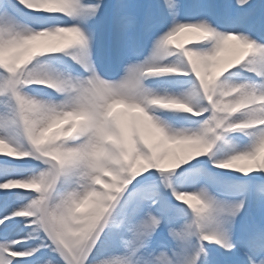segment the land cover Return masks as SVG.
<instances>
[{
  "label": "snow or ice",
  "instance_id": "6c2138e0",
  "mask_svg": "<svg viewBox=\"0 0 264 264\" xmlns=\"http://www.w3.org/2000/svg\"><path fill=\"white\" fill-rule=\"evenodd\" d=\"M0 264H264V0H0Z\"/></svg>",
  "mask_w": 264,
  "mask_h": 264
},
{
  "label": "bare ground",
  "instance_id": "6f19581e",
  "mask_svg": "<svg viewBox=\"0 0 264 264\" xmlns=\"http://www.w3.org/2000/svg\"><path fill=\"white\" fill-rule=\"evenodd\" d=\"M225 55L228 56V55H230V53H226Z\"/></svg>",
  "mask_w": 264,
  "mask_h": 264
}]
</instances>
